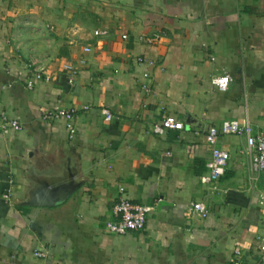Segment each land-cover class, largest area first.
<instances>
[{"label": "crops", "instance_id": "obj_1", "mask_svg": "<svg viewBox=\"0 0 264 264\" xmlns=\"http://www.w3.org/2000/svg\"><path fill=\"white\" fill-rule=\"evenodd\" d=\"M259 5L0 0V264H264V172L246 135H219L225 174L202 182L209 130L236 120L264 133ZM28 64L52 80L29 88ZM224 74L221 92L214 79ZM58 109L75 118H44ZM166 117L181 127L156 134ZM71 174L83 182L66 201L30 205ZM120 198L155 207L143 231L107 230Z\"/></svg>", "mask_w": 264, "mask_h": 264}, {"label": "built area", "instance_id": "obj_2", "mask_svg": "<svg viewBox=\"0 0 264 264\" xmlns=\"http://www.w3.org/2000/svg\"><path fill=\"white\" fill-rule=\"evenodd\" d=\"M99 34V32H96V35ZM85 50L90 51L89 48H86ZM63 68L67 74L68 83L72 84L77 73L76 69L71 64H66L63 66ZM26 69L31 70L33 75L32 78L27 82V86L29 88L33 87L37 81L49 82L52 80L51 75L46 73V70L42 67H39V65L28 64ZM229 81L230 77L228 75H219L214 79V85L219 91L226 92L229 87ZM105 114L107 119L111 118V115L108 112H105ZM44 118H63L68 121H72L75 118V111L71 109H58L47 113ZM11 125L14 129H19L18 123L12 122ZM69 127H71L70 124ZM180 127L181 123L179 120L173 117H166L159 125L154 128V132L158 135H161L165 131L178 130ZM71 131L72 133L74 132L73 130ZM221 133L246 135L247 154L251 159L252 167L257 172H264V133L254 136L252 135V129L249 125L242 127L239 121L228 120L223 123L220 130L217 128H212L209 130L207 135V142L212 147V159L208 165V174L202 177L203 183L210 184L212 182L218 181L225 174L229 155L226 150L219 146L218 139ZM261 203H264V197H262ZM154 209L155 207L153 205L135 204L120 198L112 209L113 219L107 223V230L111 234L119 236L143 231L147 218L154 211ZM192 209L194 213H198L202 218H206L208 215V210L200 203L194 204ZM259 249L264 252V239L260 241ZM35 256L40 258L46 257V255L41 252H36Z\"/></svg>", "mask_w": 264, "mask_h": 264}, {"label": "water", "instance_id": "obj_3", "mask_svg": "<svg viewBox=\"0 0 264 264\" xmlns=\"http://www.w3.org/2000/svg\"><path fill=\"white\" fill-rule=\"evenodd\" d=\"M261 8H264V0H256ZM83 181L75 178L71 174L70 180L67 181H52V184L43 185L38 189L35 198L30 201V205L55 206L58 203L66 201L75 191H77Z\"/></svg>", "mask_w": 264, "mask_h": 264}]
</instances>
